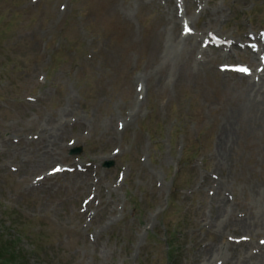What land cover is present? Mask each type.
I'll use <instances>...</instances> for the list:
<instances>
[{
    "label": "rangeland",
    "instance_id": "rangeland-1",
    "mask_svg": "<svg viewBox=\"0 0 264 264\" xmlns=\"http://www.w3.org/2000/svg\"><path fill=\"white\" fill-rule=\"evenodd\" d=\"M180 3L0 0V264L264 263V0Z\"/></svg>",
    "mask_w": 264,
    "mask_h": 264
},
{
    "label": "bare ground",
    "instance_id": "bare-ground-1",
    "mask_svg": "<svg viewBox=\"0 0 264 264\" xmlns=\"http://www.w3.org/2000/svg\"><path fill=\"white\" fill-rule=\"evenodd\" d=\"M175 25L176 24L173 23V25H172L173 30L175 29ZM187 29H188V27H187ZM179 33H180V35H177V37L167 39V43L164 47V50H163L164 53H163L162 60L160 63V65H162L163 67H165L166 65H170L171 62L173 63L175 60H177L175 57L178 56L179 51H183L184 49L194 48L193 44H189V42H190L189 40L192 38L190 33L187 34V31H180ZM257 40H262V39L259 38ZM260 50L263 51V55H264V45L262 46V48ZM258 63L255 66V68L261 77L260 79H263L264 78V58L259 59ZM261 82L263 83L264 79ZM254 84H255L254 81L251 80V82H249L248 86L253 87ZM257 92H259L258 89L254 91V93H257ZM263 98H264V94L262 95L261 100H263ZM259 100H260L259 98H255L254 94H253V96L249 95L246 107L249 106V108H252L255 111V116L258 117L260 122L262 123V121L264 120V105ZM227 125L222 127L220 134L218 136V142L216 144L217 145V151L216 152L218 155L225 153L224 146L226 144V141L229 139V137L232 133L231 125L230 124H227ZM262 207L264 209V198L262 201ZM252 264H264V263H261L260 261H258V262H254Z\"/></svg>",
    "mask_w": 264,
    "mask_h": 264
},
{
    "label": "trees",
    "instance_id": "trees-1",
    "mask_svg": "<svg viewBox=\"0 0 264 264\" xmlns=\"http://www.w3.org/2000/svg\"><path fill=\"white\" fill-rule=\"evenodd\" d=\"M6 246L4 247V249L6 250ZM10 249V250H9ZM8 251H10V255L9 256H12L13 257V255H17V253L15 252V250L12 248V247H9L8 249H7ZM3 252V250H0V252ZM13 252H15V253H13ZM9 254V253H8ZM18 256V255H17ZM8 259V258H7ZM7 261H12V258H9Z\"/></svg>",
    "mask_w": 264,
    "mask_h": 264
},
{
    "label": "snow or ice",
    "instance_id": "snow-or-ice-1",
    "mask_svg": "<svg viewBox=\"0 0 264 264\" xmlns=\"http://www.w3.org/2000/svg\"><path fill=\"white\" fill-rule=\"evenodd\" d=\"M53 171H54V172H56V171H60V169H59V168H56V169H53ZM262 243H264V242H262Z\"/></svg>",
    "mask_w": 264,
    "mask_h": 264
},
{
    "label": "water",
    "instance_id": "water-1",
    "mask_svg": "<svg viewBox=\"0 0 264 264\" xmlns=\"http://www.w3.org/2000/svg\"><path fill=\"white\" fill-rule=\"evenodd\" d=\"M79 150H74V152H78Z\"/></svg>",
    "mask_w": 264,
    "mask_h": 264
}]
</instances>
